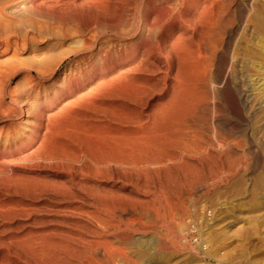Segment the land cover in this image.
<instances>
[{
    "label": "rangeland",
    "instance_id": "374dc122",
    "mask_svg": "<svg viewBox=\"0 0 264 264\" xmlns=\"http://www.w3.org/2000/svg\"><path fill=\"white\" fill-rule=\"evenodd\" d=\"M88 1L0 0V90L4 86L9 92L7 99L10 101L14 95L25 107V112L16 117L19 124L16 129L5 128V121L0 120V141L8 143V137L12 140L23 132L33 117L29 114L31 103L36 98L44 100L59 89L72 70L78 81L83 82L80 90L103 83L102 90L99 85L94 90V93L98 91L96 96L92 92L93 109L87 99H78L84 104L81 106L78 100L75 102L73 93H65L53 104L43 102L40 108L45 118L54 113L52 123L57 127L73 124L94 130L105 125L101 128L124 134L131 132V135L143 131L146 138L152 135L150 155L132 164L118 165L119 168L111 164L109 170L96 171L91 168L90 160L95 153L91 150L95 149L90 141H84L89 145L79 144L75 139V144H67L69 148L66 145L64 150L75 167H83L87 172L81 179H72L69 172L59 167L61 164H53L51 177L69 187L73 196L70 204L64 200L49 202L47 196L33 199L35 193L13 186L12 194L0 196V203L6 201L4 207L0 204L3 213L0 212V264H79L88 260L98 264H264V93L252 98L240 122L224 104L212 106L215 93L201 84L200 80L209 71L216 73V69L213 64L205 67L206 63L202 62L204 53L197 44L200 26L175 42L174 37L182 28L167 29L168 25L157 40L151 36L153 29L141 17L136 20L140 26L145 24L144 28L119 36L110 24L106 26L112 14L99 5L103 2ZM133 22L135 18L130 16L118 30L130 28ZM257 32L264 41V25ZM244 36V33L239 36L238 44L244 43ZM85 37L94 39L96 45L84 48ZM99 50L106 56L105 60L99 58ZM253 63L260 65L257 59ZM14 69L18 71L10 76ZM182 72L188 76L184 79L186 83L182 82L186 77ZM189 72L193 73L188 75ZM244 72L252 77L259 75L253 66ZM242 73L235 71L234 79L242 81ZM112 83L119 87L109 88ZM104 87L118 90H106V94ZM178 89L187 90L188 101ZM204 103L211 105L207 108ZM176 106L180 108L174 114ZM109 108L118 110L114 113ZM63 109L65 112H61ZM2 110L7 112L6 105ZM79 113H83L82 118ZM57 115H64L63 119ZM60 119L68 122L61 124ZM154 122L161 124L159 129ZM152 125L156 130L152 131ZM150 127L148 131L155 133L147 131ZM225 137L230 145L221 146L220 141ZM36 144L23 153L34 152ZM82 149L91 156H80ZM14 153L15 157L20 155ZM37 161L47 162L37 158L25 163ZM4 173V165L0 164V178ZM110 175L114 180L109 179ZM104 192L116 194L115 198H107L108 201L100 198L99 194ZM105 201V206L97 205Z\"/></svg>",
    "mask_w": 264,
    "mask_h": 264
},
{
    "label": "bare ground",
    "instance_id": "6f19581e",
    "mask_svg": "<svg viewBox=\"0 0 264 264\" xmlns=\"http://www.w3.org/2000/svg\"><path fill=\"white\" fill-rule=\"evenodd\" d=\"M96 1L98 3V0H96ZM101 1L103 3H100V4L98 3V4L100 6H102L105 11L110 12L112 14L111 21L106 23V26L108 24H110L111 27L115 28V32L118 33L119 36L130 34V33H132V31L133 32H136V30L139 31L145 27L146 23H147V25L151 24V23L167 24V26L170 25L169 28H167V29H170V27L175 28L176 26H178L179 28H182L181 32L179 34H177L175 32V34H177V35H176V37H174V40H175V42L176 41L178 42L179 39H181L185 34H187L189 30L194 32L196 30V26L197 25L200 26V28L198 30L199 31V36H198L199 42H197V44L199 46L198 48H199L200 52L202 50V52L204 53V55L202 54V56H203L202 62L206 63L205 67L207 64L208 65L213 64L215 66L216 73L209 71L208 74L205 73L206 74L205 79L200 80L201 79L200 78L199 80L201 81V84L203 86H206V87L209 86L214 91L215 100L212 103V106H218V105L224 104L238 118V120L240 122L243 121L241 115L249 107V105L252 101V98L259 92L264 93V86H260L262 83H264V81L260 82L261 79H264V63H263V61H264V56H263L264 41H262L263 40L262 35L259 32H257V29L261 28L264 25V0H166V4L161 5L160 7H154L153 6V0H101ZM88 2H93V1H88ZM93 3H95V2H93ZM98 4H97V6H98ZM100 6H98V7H100ZM130 16H134L136 22H133L131 24V27L126 29V30H118L120 25L126 24L128 18ZM141 17H144L143 21L145 24L140 26L139 25L140 22L137 23V20L139 21ZM154 18H155V21L153 20ZM121 27H123V26H121ZM124 27H127V26H124ZM242 33H244L247 37L244 36L246 39L244 38L243 44H238L237 42L240 38L239 36ZM249 41H251V42H249ZM167 42L168 41L165 40V49H166L165 52L167 51ZM180 42H179V46L181 45ZM95 45H96V41L94 39L87 38V37L83 38L84 48L90 49V48L94 47ZM173 46H175V45H173ZM177 46H178V44H177ZM184 46H183V48H184ZM185 48H188V47H185ZM178 49H180V48L178 47ZM178 49L175 48V50H178ZM181 50L183 51V49H181ZM176 53H178V52H176ZM179 53H181V52H179ZM184 54H185V52H184ZM176 55L178 57L180 54L179 55L176 54ZM200 55H201V53H200ZM98 56H99V58H102L103 60L106 59V56H104V54L102 53V50L98 51ZM189 56L190 55H188V57ZM185 59H186V57H185ZM256 59H257V62H260L259 66H257L256 64L253 63L254 60H256ZM86 60H88V59H86ZM181 60H183L182 62H184V58H181ZM189 60H191V59H189ZM185 63H186V61L184 62V64ZM180 66H181V64H180ZM199 66H198V68H199ZM248 66H253V68L254 67L257 68L259 70V75L252 77V74L244 72V70L246 71V68ZM103 67L104 66H102L101 69H104ZM185 68H188V67L186 66ZM201 68H200V70H201ZM205 69H207V68H204V70ZM192 70H195V69H192ZM197 70H199V69H197ZM238 70L240 72L241 71L243 72L242 73L243 78L241 77L242 81H238V80L234 79V77H233V74L235 73V71H238ZM2 71H3V69H2ZM17 71H18L17 69H14L9 73V75L12 76ZM37 71L39 72L40 70H37ZM40 72H42V71H40ZM183 73L184 72H182V74ZM186 73H187V71H186ZM186 73H184V76L187 75ZM190 73H193V72H189L188 75ZM178 74L180 75V73H178ZM199 76H201V75H198V77ZM258 76H261V77L258 78ZM122 77L123 76H121L119 78H122ZM187 77L188 76L184 77L182 82L185 81L184 79L185 78L187 79ZM115 78H118V77H115ZM119 78L115 79V80L120 81L121 79H119ZM179 78L182 79L180 76H179ZM111 80H113V79H111ZM186 81H185V83H186ZM111 82H113V81H111ZM109 83H110V81H109ZM102 84L103 83L100 82V85H102ZM131 84H133V83L131 82ZM137 84L138 83L136 82V85ZM146 84H148V83H146ZM82 85H83V82L78 81L77 75L75 77V75L73 74V71L72 70L69 71L66 74V79L63 81V83L59 89H57V90L55 89L56 91H53L50 94H48L47 98H45L44 100H42L40 98H36V100L31 103V105H30L31 111H29L30 112L29 114H30V116H33V117L31 118V120L27 121L29 123V126L25 130H23V132H20L17 136L13 137L12 140H10V138L8 137L7 138L8 143H6V142L3 143L2 141H0V164L4 165V169H5V173H6V174L4 173V175L2 174L3 176H2V178H0V196H2V194L11 193L12 190L10 191V189L13 186L14 188L18 187L20 189H23V190L26 189L27 191H31V192L35 193V197L33 196V199L38 198V200H39L41 197L47 196L46 200H49V202L50 201L60 202V201L64 200V202H68L67 204H70V202H71L70 200L73 196L70 193L69 187L63 181H58L57 179L52 178L50 173L55 170L53 164H61L62 166H59V167H61L62 169H65V171L69 172L71 178L72 177H75V178L79 177L81 179L83 176H86L87 172L84 171L83 167L76 168L74 163L72 162V159L66 154V152L64 150V147L67 144H69V143L75 144V142H74L75 139H78L79 144H81V142H84L85 140L86 141L88 140V142L90 141L93 144L92 149L94 148L95 150H91V151L95 152V153L92 156L93 158H91L90 162L92 163L91 168H93L96 171H99L101 168H106L107 170H109V168H107V167H109L111 164L116 165L117 168H119L118 165L120 166L123 163L127 162V163L132 164L135 161H137V159L139 160V159H142L144 157H147V154L149 153V150H150L149 149L150 148L149 147L150 146V144H149L150 137L149 136H152V135H149L148 136L149 138L148 137L146 138L145 137L146 134H142L143 133L142 130H141L142 133H135L136 132L135 131L134 134L131 135L132 134L131 132L128 134L127 133L124 134V132H122V131L120 132L118 130H112V129L106 130V128L102 129L101 127H103L105 125H102L100 128L98 126L97 129L93 128L94 130H92V129L89 130L88 127H87L88 130L86 128H79L76 126L74 127L73 124H72V126H71V124L69 126L67 124L65 126L57 127V126H55L56 124L52 123V119L54 118V115H55L54 113H53L54 115L48 114L47 117L45 118L44 113L41 111V108H40V106L43 104V102L47 101V103L53 104L60 97L65 95V93L66 94L67 93H73L74 94V100H76L75 101L76 103L79 101L78 99L84 98V99H87L88 102L90 101V104H91L92 92L96 96L98 91L97 92L95 91V93H94V90H96V87L99 84L97 83V86L91 85L90 87H88L87 90H85V89L80 90V86H82ZM113 85L116 88L119 87V85L117 86V83L116 84L112 83L109 88H111V86H112V89H113L114 88ZM133 85H135V83ZM139 85H140V83H139ZM142 85H145V84L143 83ZM173 85H175V84H173ZM102 87L100 86L101 90H102ZM107 87L103 88V89L106 88L104 90L105 91L104 93H106V90H108V91L111 90ZM127 87H128V84H127ZM127 87H126V89H127ZM129 87H131V86H129ZM180 87H179V89H180ZM17 88H18V86H17ZM122 88H124V86H122ZM124 89H122V90H124ZM140 89H142V88H140ZM173 89H175V88H173ZM179 89H178V91H179ZM101 90H99V92ZM117 90H113V91H117ZM172 91L174 92L175 90H172ZM185 91H187V90H184V92H183V90H182V92L179 91V93L180 94L182 93L185 95V93H186ZM229 91L231 92V94ZM138 92H139V90H138ZM125 93H123V94H125ZM10 94H11V92H10ZM106 94H108V92ZM133 94H132V96H133ZM8 96H9V92L5 89L4 86H2V88L0 90V120L5 121V123L3 125L5 128L16 129L17 126L19 125L16 117H19L20 115L23 114V112H25V107L17 99L13 98L14 95L11 97L10 101L7 99ZM176 96L179 97L178 94ZM187 97L188 96L185 95V98H187ZM137 98H139V97H137ZM168 98H170V97H168ZM177 98H176V100L179 101L178 100L179 98L178 99ZM185 98H183V99L181 98V100H184ZM173 99H171V100H173ZM188 100L189 99L187 98L186 101H188ZM26 101H28V100H26ZM96 101L99 102V100H96ZM71 102L73 103V100H68L69 104ZM183 103H185V102H183ZM66 104H65V106H66ZM93 104H95V103H93ZM159 104H161V103H159ZM167 104L171 105L169 103H166V105ZM178 104H179V102H178ZM4 105H6V107H7V112H3V110L1 111V107ZM83 105L81 103V106H83ZM99 105H100V102H99ZM102 105H100V106L102 107ZM172 105H174V104L172 103ZM186 105H188V104H186ZM203 105H204V107L209 108V106L211 104L204 103ZM87 106H89V105H87ZM96 106H94V108ZM155 106L157 107L158 105H155ZM156 107H154V108H156ZM177 107L178 106H176L174 108V110H175L174 114L178 113V110H176ZM61 108H63V107H61ZM103 108H104V106H103ZM168 108H169V106H168ZM168 108H165V109H168ZM178 108H180V107H178ZM184 108H186V107H184ZM92 109H93V105H92ZM109 109H111V111H113L112 108H109ZM105 110H108V108ZM115 110L113 111L114 113H115ZM185 110H184V113H185ZM57 111L58 110H56V112ZM63 111H64V109L61 110V112H63ZM165 111H173V109H171V110L168 109ZM179 111H180V109H179ZM118 113H120V111ZM121 113H122V111H121ZM159 113H162V112H159ZM164 113H166V112H164ZM249 113H251V112H249ZM75 114H76V110H75ZM82 114L79 113L80 116ZM87 114H85V115L88 116ZM108 114H109V110H108ZM123 114H124V110H123ZM69 115L70 114H68L66 116H69ZM110 115H111V113H110ZM115 115H118V114H115ZM57 116H58V118L63 119L64 115L63 116L57 115ZM71 116H72V114H71ZM82 116H81V118H82ZM92 116H94V115H92ZM92 116H89V117L92 118ZM160 116H162V118H164L163 113ZM89 117H87V118H89ZM55 118L58 119L56 116H55ZM96 118H97V115H96ZM158 118H161V117H158ZM162 118L159 120H162ZM116 119H117V117H116ZM61 121H63V122H61V124H65L66 122H68V121L64 122V120H61ZM132 121H134V120H132ZM58 123L60 124L59 121H58ZM90 124L92 125V123H90ZM155 124H157V128H158V125H161L160 123L158 124L157 122ZM86 125H89V124H86ZM151 128L152 127H150V129H147V128L146 129L148 131V130H151ZM153 128H155V127L153 126ZM153 128H152V131L156 130V128L155 129H153ZM119 130H121V129H119ZM147 131H145V133L149 132V131L148 132ZM223 131H225V130H223ZM1 132H2V130H1ZM152 133H155V132H152ZM152 133H150V134H152ZM0 137H1V135H0ZM157 137H158V135H157ZM232 137H234V136L232 135ZM188 141H189V139H188ZM36 142L38 143V145L36 144L37 149L36 150L34 149L35 150L34 152L29 151L31 153H27V154L23 153V152H25V150L27 148H29L33 143H36ZM220 142H221V146L230 145V142H229L227 137L223 138ZM84 144H88V143L84 142ZM163 144H165V143H163ZM167 144H168V140H167ZM189 144L192 145V143H189ZM211 144H212V142H211ZM169 146H171V145H169ZM186 146L187 145H185L183 147L186 148ZM194 146H195V144H194ZM200 146H203V145H200ZM67 147H68V145H67ZM89 148H91V147H89ZM87 150H89V149H87ZM153 151H155V150H153ZM227 151L225 152V156H226ZM14 152H18V153H20V155L15 157ZM154 153H156V152H154ZM159 154H164V153L162 152ZM149 155L150 154H148V156ZM156 155H157V153H156ZM169 155H171V154H169ZM189 155H191V154H189ZM80 156L86 157V156H91V154H90V152H87L86 150L82 149L80 151ZM176 157L177 156H175V158ZM37 158L43 159L47 162L42 163V162L37 161L33 164H31L32 162L31 163H25L26 161H31V160L37 159ZM122 158H124L125 161ZM150 159H152V158H150ZM159 159H161V158H159ZM64 164L66 166H64ZM109 179L114 180L113 175H110ZM14 188H13V191H14ZM115 195L116 194L110 193V192H104V193L99 194L100 198H104V200H106V201H108L107 198H110V197H111V199H114ZM58 196L61 198H58ZM106 201L104 203L99 202L97 205H99V207H103L106 205ZM1 202H3V203H0V204L3 205L2 207H4L6 201L1 200ZM7 204L9 205V203H7ZM91 213L93 214V212H91ZM42 214H44V213H42ZM170 214H171V212H170ZM24 215L26 216V214H24ZM27 217H29V216H27ZM34 221H36V220L34 219ZM112 258H113V255H112ZM79 264H98V263L92 262L91 260H88V261H81V263H79Z\"/></svg>",
    "mask_w": 264,
    "mask_h": 264
},
{
    "label": "clouds",
    "instance_id": "9594fccd",
    "mask_svg": "<svg viewBox=\"0 0 264 264\" xmlns=\"http://www.w3.org/2000/svg\"><path fill=\"white\" fill-rule=\"evenodd\" d=\"M164 4H166V0H153L154 7H160L161 5ZM153 20L155 21V18ZM166 27L167 24H155V23L149 24V28L153 29V31L151 32V36L158 40L162 36Z\"/></svg>",
    "mask_w": 264,
    "mask_h": 264
}]
</instances>
